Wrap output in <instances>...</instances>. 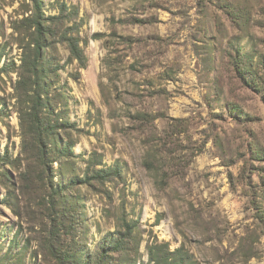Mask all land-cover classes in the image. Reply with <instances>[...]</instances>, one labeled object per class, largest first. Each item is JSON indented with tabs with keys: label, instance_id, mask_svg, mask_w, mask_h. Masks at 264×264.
Instances as JSON below:
<instances>
[{
	"label": "rangeland",
	"instance_id": "1",
	"mask_svg": "<svg viewBox=\"0 0 264 264\" xmlns=\"http://www.w3.org/2000/svg\"><path fill=\"white\" fill-rule=\"evenodd\" d=\"M42 1L47 16L74 13L65 27L87 56L81 67L66 43L46 50L47 116L76 155L53 165L75 213L70 250L94 255L130 222L125 262L147 263L158 239L197 264H264V0ZM32 7L0 0V155L11 158L23 156L16 86L29 51L14 23ZM99 169L118 173L99 180ZM23 170L0 165V264H58L46 201L10 181Z\"/></svg>",
	"mask_w": 264,
	"mask_h": 264
},
{
	"label": "trees",
	"instance_id": "2",
	"mask_svg": "<svg viewBox=\"0 0 264 264\" xmlns=\"http://www.w3.org/2000/svg\"><path fill=\"white\" fill-rule=\"evenodd\" d=\"M32 1L31 13L14 23V29L29 39V51L25 48L16 86L23 127V156L11 158L8 154L0 155V165L23 167L19 179L10 181L13 185L15 182L20 184L21 189L38 191L40 199L46 201L49 210L48 249L58 264H137L132 255L128 262L122 260L125 253L129 255L128 251L137 252L131 245L135 235L130 222L125 223L124 230L107 235L101 250L87 258H84L79 250L72 252L69 248L71 243L68 240L74 229L75 213L68 206V203L72 202L65 194L66 187L54 181L53 165L61 156L76 155L71 139L66 140L62 147L57 146L62 141L60 131H67V125L59 119L55 121L47 116L50 93L45 84L52 72L46 50L53 46L54 40L66 43L71 58L78 60L81 67L86 66L87 56L80 39L72 34V27H65L67 20L74 14L69 11L67 5L62 4L59 14L47 16L43 1ZM115 172L117 171L113 169H99L94 171L93 176L101 180ZM148 255V262L143 264H197L184 246L172 250L167 242L158 239L148 246Z\"/></svg>",
	"mask_w": 264,
	"mask_h": 264
}]
</instances>
